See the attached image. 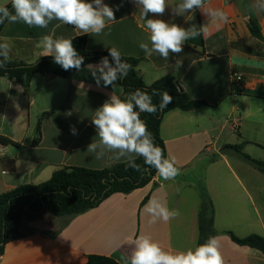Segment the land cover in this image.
I'll use <instances>...</instances> for the list:
<instances>
[{"label":"crops","instance_id":"1","mask_svg":"<svg viewBox=\"0 0 264 264\" xmlns=\"http://www.w3.org/2000/svg\"><path fill=\"white\" fill-rule=\"evenodd\" d=\"M167 2L169 8L158 18L184 28L208 22L200 11L193 19L175 16L171 7L180 0ZM104 3L118 10L116 20L108 22L100 35L83 34L56 20L47 28L7 21L0 42L6 38L10 45L9 61L32 64L46 57L37 46L43 35L69 39L87 35L88 51L108 52L116 47L121 56L141 59L137 71L147 85L173 76L191 99L207 102L192 110L173 109L163 117L160 135L167 158L175 159L180 174L168 181L156 174L145 187L129 194L115 193L83 214L46 213L29 224L35 234L6 245L0 264H85L90 255L128 264L133 250L130 241L141 234L169 252L195 248L203 185L208 190L207 175L217 163L209 162L208 157L222 151L218 145L226 120L234 121L231 132L238 129V135L230 133L226 145L242 144L246 154L254 158L251 151L259 152L256 155L262 158L254 159L264 161V10L256 7L257 0H208L206 7L228 13V23L217 27L209 22L207 34L188 40L183 51L170 54L168 60L155 53L147 56L139 47L148 42V33L135 4L130 0ZM250 21L258 24L262 39L252 35ZM234 75L241 80L233 82ZM117 86L122 87L119 81ZM111 91V86L98 87L86 69L76 70L68 78L36 73L28 94L18 82L0 77V195L22 185L46 182L64 168L101 170L123 163L111 154L97 160L87 152L92 140L98 139L91 118ZM45 113L49 116L41 120V139L35 144L39 120ZM72 127L76 135L71 133ZM220 158L225 167L215 170L218 182L209 183V194L214 237L220 242L224 264H264V253L235 243L228 234L264 237V216L257 206L264 209V184L244 172L241 176V169L232 166L227 155ZM153 197L170 210L178 209L180 215L169 222L150 223L144 206Z\"/></svg>","mask_w":264,"mask_h":264},{"label":"clouds","instance_id":"2","mask_svg":"<svg viewBox=\"0 0 264 264\" xmlns=\"http://www.w3.org/2000/svg\"><path fill=\"white\" fill-rule=\"evenodd\" d=\"M139 10L143 27L148 33V42H141L139 47L147 56L154 53L165 60L170 54H180L190 39L207 34L209 22L217 27L228 23V13L220 8L206 7V0H180L171 7L175 16H190L193 19L197 10L202 12L208 22L197 26L192 24L184 28L176 23H169L158 17L169 8L167 0H130ZM11 5V10L8 4ZM256 7L264 10V0H257ZM104 0H3L0 3V24L23 22L29 27L47 28L53 20L70 25L83 34L100 35L115 21V11ZM42 56H52L54 62L65 71L86 69L100 87L111 86L109 98L98 107L91 118L95 126L96 137L87 147V152L97 160L111 154L116 161H123L130 168L140 170L137 159L142 158L144 165L154 168L165 181L174 180L180 174L174 158H166L163 150L154 142L148 131L147 123L141 119V113L155 114L163 111L172 102L173 97L167 92L159 95V103L153 102V95L142 89L128 93L124 98L122 87L117 82L126 78L131 65L122 59L116 47L108 49V57H102L96 64L84 65L81 56L73 45L72 39L54 38L43 35L38 42ZM10 45L5 38L0 42V68L6 66ZM179 64V62H177ZM77 134L75 127L70 129ZM2 154V153H0ZM150 216V223L162 220L169 222L180 215L178 209H169L159 198L153 197L144 206ZM133 246L128 264H224L217 237L210 236L205 243L179 252H169L150 236L138 235L130 241Z\"/></svg>","mask_w":264,"mask_h":264},{"label":"trees","instance_id":"3","mask_svg":"<svg viewBox=\"0 0 264 264\" xmlns=\"http://www.w3.org/2000/svg\"><path fill=\"white\" fill-rule=\"evenodd\" d=\"M8 7L11 10L10 4ZM198 11L196 12L198 13ZM6 22L0 24V34ZM249 29L255 38L262 39L261 31L255 21L249 22ZM71 39L78 53L84 57L85 66L99 62L105 56L110 62L112 61L109 52L87 50V35ZM122 59L132 66L127 77L119 81L125 96L136 89H142L153 95V102L156 104L159 103L160 96L154 95V93L167 91L173 97L172 102L163 111L158 110L152 115L141 113V119L147 123L148 131L154 138V142L163 150L164 156L167 158L165 143L160 135L164 115L173 109L192 110L207 105V102L191 99L175 78L170 75L158 79L151 85L145 84L137 71L141 59L125 56H122ZM75 71L76 69L65 71L54 62L52 56H46L32 64L7 60L6 66L0 68V77H7L18 82L23 87L25 94H28L31 79L36 73L68 78ZM46 116H49V113L40 117L35 144L39 143L41 139L40 123ZM1 140L6 142L5 139ZM225 150L236 153L264 173V161L254 159L244 153L242 144L226 145ZM136 162L140 165V170L128 167L125 162L101 170L81 167L64 168L56 171L46 182L22 185L0 195V256L8 243L35 234L36 230L29 224L46 213L53 216L83 214L98 207L115 193L129 194L148 185L157 174L156 170L144 165L142 158H138ZM228 234L235 243L255 248L264 253V237L252 234L245 238H239L232 232H228ZM214 235L213 207L211 201L205 198L200 211L198 245L205 243L210 236ZM85 264L120 263L111 257L90 255Z\"/></svg>","mask_w":264,"mask_h":264},{"label":"rangeland","instance_id":"4","mask_svg":"<svg viewBox=\"0 0 264 264\" xmlns=\"http://www.w3.org/2000/svg\"><path fill=\"white\" fill-rule=\"evenodd\" d=\"M233 123H234V121L232 119H228V121L226 120L225 130L222 132L221 139H220L219 145H218L220 148H222V151H218V153H214L213 155L209 154V157H208L209 162L211 160V162H215V163L217 162V163L215 164V166L212 165L213 167H216V168H214V170H212V172H210L207 175L208 182H206V183H208V190L206 189L205 185H203L202 196H201L203 201L205 198H207L208 200L211 201V196L209 194V183L212 182V185H213V184H216L218 182L217 176L215 175V170L217 169L218 166L225 167V163L220 160L221 159L220 156L222 154L227 155V159L232 166L239 167L241 169V171L240 170L238 171L239 174H241V176H242L241 172H244L243 174L245 176L247 174H249L250 179L253 177L255 182H259V183L264 184V173L263 172L258 170L251 163L242 159L236 153L229 151V150H225V146L229 142L230 137H231L230 133H232V134L234 133V135H238V129H236L235 131H232V132L230 130ZM216 132H218V131H216ZM243 152L246 153V151H244V150H243ZM251 152H253V154H255L254 156H256V157H254V158H262V157H259V155H256V154H259V152L258 153H255L256 151H251ZM257 206H258V209L261 212V214L264 216V209H262L260 207V205H257Z\"/></svg>","mask_w":264,"mask_h":264},{"label":"built area","instance_id":"5","mask_svg":"<svg viewBox=\"0 0 264 264\" xmlns=\"http://www.w3.org/2000/svg\"><path fill=\"white\" fill-rule=\"evenodd\" d=\"M239 80H241V76H239V75H234V77H233V82H238Z\"/></svg>","mask_w":264,"mask_h":264}]
</instances>
